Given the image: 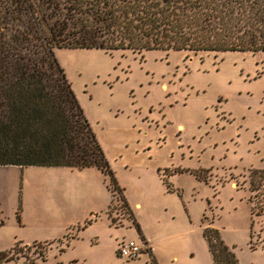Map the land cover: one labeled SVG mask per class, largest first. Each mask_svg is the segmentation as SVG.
<instances>
[{"label":"rangeland","instance_id":"obj_1","mask_svg":"<svg viewBox=\"0 0 264 264\" xmlns=\"http://www.w3.org/2000/svg\"><path fill=\"white\" fill-rule=\"evenodd\" d=\"M54 55L131 215L118 197L109 207L96 168L0 166L1 264H152L145 250L119 256L141 244L134 220L157 264H212L207 227L239 264H264L248 202L249 173L264 169V53Z\"/></svg>","mask_w":264,"mask_h":264},{"label":"trees","instance_id":"obj_2","mask_svg":"<svg viewBox=\"0 0 264 264\" xmlns=\"http://www.w3.org/2000/svg\"><path fill=\"white\" fill-rule=\"evenodd\" d=\"M56 49L264 53V0H0V166L96 168L109 207L118 197L131 215ZM249 191L264 218V169L250 171ZM203 237L212 264H239L218 230Z\"/></svg>","mask_w":264,"mask_h":264},{"label":"built area","instance_id":"obj_3","mask_svg":"<svg viewBox=\"0 0 264 264\" xmlns=\"http://www.w3.org/2000/svg\"><path fill=\"white\" fill-rule=\"evenodd\" d=\"M149 248L141 242V244L136 243L133 240L122 242L119 247V256L125 257L127 259H135L137 258L143 250H148Z\"/></svg>","mask_w":264,"mask_h":264},{"label":"crops","instance_id":"obj_4","mask_svg":"<svg viewBox=\"0 0 264 264\" xmlns=\"http://www.w3.org/2000/svg\"><path fill=\"white\" fill-rule=\"evenodd\" d=\"M142 236H143V238H144V241H142L141 240V242H143L150 250H151V252H152V254H153V251H154V249H153V245H152V242H151V239H148L144 234H142ZM153 256H154V258H155V260L157 259L156 258V255H154L153 254ZM149 257V256H148ZM150 258V257H149ZM139 258H137V260H138ZM157 261V260H156Z\"/></svg>","mask_w":264,"mask_h":264}]
</instances>
